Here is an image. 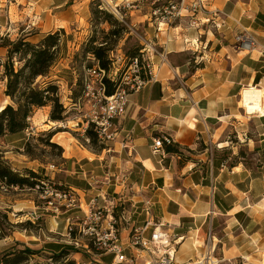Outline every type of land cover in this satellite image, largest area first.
I'll return each mask as SVG.
<instances>
[{
	"label": "crops",
	"instance_id": "crops-1",
	"mask_svg": "<svg viewBox=\"0 0 264 264\" xmlns=\"http://www.w3.org/2000/svg\"><path fill=\"white\" fill-rule=\"evenodd\" d=\"M93 1L0 0V27L22 26L28 32L24 38L32 43L63 31L53 71L62 63L70 70L75 53L91 34ZM126 2L132 6L130 33L140 37L141 46L148 43L157 51L148 54L155 77L130 94L126 114L117 120L114 146L101 152L113 150L116 179L101 194L128 202L133 217L124 229L127 233L147 220L144 208L150 201L153 217L173 238H181L177 255L182 248L190 253L184 264L199 262L209 249H215L217 264H264V116H247L242 107L245 89L264 92V0H206L209 23L186 17L162 25L160 32L153 15L158 4L111 1L120 8ZM220 23L218 30L215 24ZM243 29L256 41L248 53L234 40ZM158 137L178 144L182 156L163 149L154 152ZM90 162L85 159L84 166ZM78 178L57 184L92 194L90 184ZM71 211L63 219H69ZM66 227L57 224L59 235ZM32 239L22 236L20 246L4 243L0 253L28 247L49 256L57 248L46 245L68 246L54 241L33 247L27 241ZM101 258L103 264L111 263L107 258L112 261L111 255Z\"/></svg>",
	"mask_w": 264,
	"mask_h": 264
},
{
	"label": "rangeland",
	"instance_id": "rangeland-1",
	"mask_svg": "<svg viewBox=\"0 0 264 264\" xmlns=\"http://www.w3.org/2000/svg\"><path fill=\"white\" fill-rule=\"evenodd\" d=\"M107 6L112 12H114V5L112 0H104ZM185 14V12H184ZM6 29V30H5ZM1 28L0 27V58L4 59V63H0V109L6 105H12L16 110L21 107H25L26 103L18 99L23 88H31L37 85L45 86V79L39 78L35 81L29 80L26 85L23 82V73L25 67V61L20 60V56L17 54H10L9 49L15 50V47H8L9 44H14L18 40L24 38L28 32H24V27L17 26L11 29L10 26ZM101 29L108 30V24H102ZM140 37L135 34L129 41L123 39L114 45V54L112 56L113 67L110 77L119 79V83L122 87L129 88L133 83L134 78L137 75V69L134 65L130 64L129 59L124 55V48L132 49L135 44H141ZM143 47V46H142ZM143 58L146 57L142 54ZM142 58V59H143ZM10 62L11 67L5 69V64ZM62 66H65L62 63ZM62 66H59L55 71L51 72L50 80H57V84L60 89V98L64 106L68 109L69 116L63 123H57L51 129H47L46 122L49 118L50 108L44 107L40 109H33L26 119L15 115L16 121L22 126L26 127L24 131L15 136L4 137L0 139V149L5 152V157L15 167L23 170L24 167L33 169L34 171L42 174H47L52 177L53 183L63 181L68 177H77L79 180L86 181L90 184L93 193L86 194L83 192H76L69 190L66 196H58L56 192L48 190L44 194L39 191L29 190H8L0 188V211H8L9 221L16 225L20 223H30L33 228H7L4 233L7 235L1 241L0 249L4 243L12 241L16 246H20V240L24 239V235H31L35 239L27 240L30 246L44 245L46 242H67V227L70 224H77V221L81 220V208L89 206L91 209L103 208L104 211L110 210L114 214L115 218L118 219V231L120 238L125 247L128 246V239L130 232H125L124 229L128 228L131 223L132 213H129L130 205L128 202L118 200L117 209L111 208L114 206V195L109 193L102 195L103 190L106 187L114 185V152L98 153L91 149V144L88 141L85 130L87 128L86 122L89 120L95 110L101 105L99 101L100 97L97 96L99 89L98 76L96 73L86 76L83 69L78 71L65 70ZM61 73L72 72L73 78L68 75L61 74L63 77H58L57 71ZM81 75L83 81L87 77L86 81H93V92L95 96L86 97L85 94L82 96V84L79 85L77 82L80 80ZM56 76V77H55ZM48 81V80H46ZM81 83V82H80ZM85 85V82H84ZM75 89L79 91L80 99L77 104L72 103V95ZM27 125V126H26ZM58 132L59 135L56 137L54 143L58 144L63 152H60L56 148L45 147L42 145L41 140L45 138V133L50 131ZM30 143L32 154L37 158L36 162L31 161L23 150L25 144ZM111 143V144H110ZM103 144L98 143V146ZM107 148L114 146L112 142L104 144ZM101 154V155H97ZM86 159L90 165L84 166L83 161ZM90 159V160H88ZM72 201L75 202V207ZM78 201V204L76 203ZM126 205H128L126 207ZM74 209V210H72ZM80 209V214H74V212ZM72 210V211H71ZM84 210H87L85 208ZM71 211L72 213L69 219H63V215ZM79 217V218H77ZM155 223H159L154 218ZM57 224L67 225L64 235H59L57 230ZM130 227V226H129ZM7 239V241H6ZM18 241V242H17ZM74 249V248H73ZM84 250L74 249L71 259L78 260L80 262H93V264H103L99 261L102 259L99 254L90 255L83 252ZM100 252V251H99ZM96 252V253H99ZM74 253H76L74 255ZM127 249L126 254L129 255ZM190 256V253L186 248H182L178 253L177 263L184 264ZM75 258V259H74ZM111 258H107L109 261ZM42 261V259H41ZM55 263V262H54ZM56 264V263H55ZM198 264V263H195Z\"/></svg>",
	"mask_w": 264,
	"mask_h": 264
},
{
	"label": "trees",
	"instance_id": "trees-1",
	"mask_svg": "<svg viewBox=\"0 0 264 264\" xmlns=\"http://www.w3.org/2000/svg\"><path fill=\"white\" fill-rule=\"evenodd\" d=\"M91 15V34L82 44L80 50L75 53L71 62L70 71L80 72V69H83V72H85L87 69L99 68L106 73V76L103 78L105 95L112 96L120 85L119 79L108 78L113 67L112 56L114 54V45H117L123 39L129 41L132 38V34L100 0H94L92 2ZM102 24H108L109 29H101ZM62 34L63 31L48 33L37 43H32L27 41L26 38H22L14 44H9V48H16L15 50L10 48L9 53L12 55L17 54L20 56L21 61H25L22 79L24 81L27 79L35 81L42 78L43 80L45 79L43 82L45 86L42 88L41 85H37L31 88L25 87L21 90L18 99L25 101V107L16 110L9 104L0 109V139L22 133L26 127H22L16 121L15 115L21 113L28 119L33 109L49 107L50 113L48 120L57 123H63L67 120L69 112L61 101L57 80H50L51 72L59 61ZM142 49L143 47L140 43L135 44L132 49L124 48V55L129 59L130 64L133 63L134 59H139L140 62L142 61V54H144ZM9 67H11V64L7 62L5 69L7 70ZM60 73L56 75L63 78ZM61 74L73 78L72 72ZM77 84H82L83 96L85 94V85L82 75ZM78 93V89H75L73 92L71 100L74 105L82 97ZM57 133L53 131L45 133V138L41 142L45 147L56 148L60 152H63V149L52 141V138ZM85 135L92 146L91 149L95 150V152L100 153L107 148L104 146L105 143H101L97 133L94 131L93 124H89L85 130ZM98 143L103 145L97 147ZM24 146V154L31 160H37L32 154L30 143H26ZM163 150L167 154L182 156L181 148L171 139L170 143H164ZM1 187L8 190L39 191L41 194H44L48 190L68 194L69 190H71L68 186L54 184L49 177L39 175L31 169L24 168L20 170L14 168L5 157V152L0 149ZM17 227L24 228L25 230L27 227L33 228L30 223L12 224L9 221L8 211H0V239L7 236L4 233L5 229ZM46 248H57V250L48 256L41 250H33L28 247H15L10 251L0 253V264H76L75 260L70 258L74 251L71 246L64 247L48 244ZM109 262H111V259L107 263Z\"/></svg>",
	"mask_w": 264,
	"mask_h": 264
},
{
	"label": "built area",
	"instance_id": "built-area-1",
	"mask_svg": "<svg viewBox=\"0 0 264 264\" xmlns=\"http://www.w3.org/2000/svg\"><path fill=\"white\" fill-rule=\"evenodd\" d=\"M145 1V0H141ZM156 8L153 15L158 21L157 31H161L162 25H171L182 18H198L199 22L209 23L210 19H205L209 15L207 11L206 0H151ZM132 8L131 3L126 2L123 7H114L115 16L129 29L131 25L128 22L129 11ZM185 12V14H184ZM218 13V12H216ZM222 23L215 24L219 30ZM237 47L244 52H251L256 47V41L253 35L247 30L243 29L242 33H238L234 37ZM144 41V40H143ZM142 52L146 57L140 62L139 59H134L132 65L137 69V75L129 88L119 85L116 92L112 96L105 95V88L103 85V78L106 73L99 68L85 70L86 76H90L98 71L99 89L97 96L100 97L101 102L98 110H95L89 120L86 122L94 125V131L97 133L101 143L114 141L118 132L117 120L124 117L127 111L129 96L131 93L141 89L148 80L154 79L155 75L152 73L153 65L148 54H157L155 47L144 43ZM162 60L165 61L164 55L160 54ZM110 74L108 75V78ZM85 77V96H95L93 92V81H86ZM242 107L247 116H264L263 112L260 114L248 113V108L244 102V93L242 94ZM87 129V128H86ZM164 143H170L168 137H158L154 140L153 150L159 152L163 149ZM58 196H66L56 192ZM114 206L111 208L117 209V202L114 198ZM75 207V202L72 201ZM81 208V220L77 224H70L67 227V242L66 245L71 246L76 250H84L86 254L98 255L101 257L111 255L112 261L110 264H178L176 262V255L181 244V238H173L169 231L165 229L164 225L159 222L155 223L154 217L151 213V202L145 203L144 211L147 220L142 226L133 225L128 239V246L125 247L121 241L120 233L118 231V219L115 218L113 212L110 210L104 211L103 208L91 209L89 206ZM87 208V210H84ZM135 208V207H133ZM74 210V209H72ZM80 211V209H77ZM79 218V217H77ZM129 249L131 254H126ZM215 250V249H214ZM209 249V252L203 256L199 261L200 264H214L211 262V256L214 252ZM100 251V252H99ZM99 252V253H96ZM76 264H93V262H80Z\"/></svg>",
	"mask_w": 264,
	"mask_h": 264
},
{
	"label": "bare ground",
	"instance_id": "bare-ground-1",
	"mask_svg": "<svg viewBox=\"0 0 264 264\" xmlns=\"http://www.w3.org/2000/svg\"><path fill=\"white\" fill-rule=\"evenodd\" d=\"M0 63H4V59L0 58ZM29 80H31V79H27L26 81L23 80L22 83L24 85H26ZM263 97H264V92H261L259 90H255V89H245L244 90V102L248 108L247 109L248 113L256 115V114H260L263 112V106H262ZM21 101L25 102L24 100H21ZM16 115H18V114H16ZM19 117H23V114L20 113ZM56 124H57V122H52L50 120H47L46 127H47V129H51ZM58 135H59V133L54 135V137L52 138L53 142H56L55 139ZM76 203L78 204V201ZM80 206H82V204H80ZM211 262H213L214 264L218 263V261L213 256H211ZM197 263L200 264V262H197ZM204 263L205 262H203V264Z\"/></svg>",
	"mask_w": 264,
	"mask_h": 264
}]
</instances>
